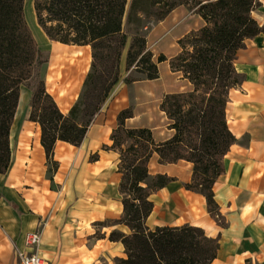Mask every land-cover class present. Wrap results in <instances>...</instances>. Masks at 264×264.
<instances>
[{"label": "crops", "instance_id": "crops-1", "mask_svg": "<svg viewBox=\"0 0 264 264\" xmlns=\"http://www.w3.org/2000/svg\"><path fill=\"white\" fill-rule=\"evenodd\" d=\"M259 1L252 17L261 31L236 53L234 67L242 79L230 89L225 107L234 141L212 186L220 218L210 215L202 193L187 187L192 178L190 161L162 163L154 153L147 165L150 177L162 174L168 181L150 192L152 207L145 225L202 228L206 236L217 240L210 264H264V0ZM186 7L174 8L154 29L163 30L165 44L174 47L158 52L166 57L157 64L158 77L125 83L123 57L122 79L92 117L82 141L73 145L57 140L51 161L41 144L39 123L29 119L32 91L20 85L9 131L10 162L0 173V264H16V250H27L25 235L35 229L40 231L38 253L44 264H119V259L126 257L122 242L110 238L112 232L131 233L129 226L119 221L123 215L122 174L110 133L117 126L118 113L131 107L126 127L149 128L157 143L173 135L159 105L167 93L190 90V83L171 70L169 59L180 49L177 41L204 23L198 13ZM46 38L47 44L41 42L39 48L51 53L46 64L53 66L58 57V69L49 68L46 79L67 84L62 91L53 85L47 92L66 114L88 69L84 48L88 45ZM172 75L177 82L172 81Z\"/></svg>", "mask_w": 264, "mask_h": 264}, {"label": "trees", "instance_id": "trees-1", "mask_svg": "<svg viewBox=\"0 0 264 264\" xmlns=\"http://www.w3.org/2000/svg\"><path fill=\"white\" fill-rule=\"evenodd\" d=\"M32 4L36 23L49 40L91 47L86 87L101 66L100 61L112 55L118 59L128 39L126 70L133 67L143 79L157 78V64L166 57L159 54L154 60L147 49L142 33L146 23L164 19L179 5L188 6L201 16L204 23L177 41L180 49L169 59L171 70L181 73L192 86L188 91L167 93L160 102L173 135L157 143L149 128L125 126V119L132 116L131 107L117 115V126L110 139L111 148L119 153L118 171L122 174L119 189L123 215L119 221L128 225L131 233L112 232L110 238L119 239L124 246L126 257L119 259V264H210L217 240L206 236L202 228L190 224L142 226L140 220L145 221L152 207L150 192L168 181L162 174L150 177L147 165L154 153L162 163L190 161L192 178L187 187L202 193L210 215L220 218L212 186L223 171L222 158L234 141L225 107L230 89L241 83L234 67L236 53L248 38L261 31L252 17L260 1L32 0ZM23 7L24 0H0V173L7 170L10 162L9 131L19 87L27 85L36 69L48 60L26 23ZM111 38H116L117 44H105ZM98 78L101 81L93 88L97 103L83 102L82 95L66 114L46 91L42 78L32 88L29 119L40 125L41 144L48 161L57 140L73 145L82 141L92 117L116 82V78L109 83L104 76ZM139 79L127 75L123 81ZM81 105L91 117L85 123L75 119ZM125 143H129L126 148ZM148 178L156 180L154 188L148 184Z\"/></svg>", "mask_w": 264, "mask_h": 264}, {"label": "rangeland", "instance_id": "rangeland-1", "mask_svg": "<svg viewBox=\"0 0 264 264\" xmlns=\"http://www.w3.org/2000/svg\"><path fill=\"white\" fill-rule=\"evenodd\" d=\"M30 1L29 0H24V7H23L24 17H25L26 23H27L32 35L34 36L39 48L41 49V42H45V44H47V42H46L47 39L43 38L41 33L38 32L37 28L34 25L33 15H32V12L30 10L31 9ZM186 8L188 10H192L188 6ZM35 21H36V19H35ZM160 21L152 20L149 23H146V26L142 29V33L145 34L147 49L150 50V51L152 50L151 52L153 54V59L154 60L157 58V56H158L157 54H158V52L160 50H164L165 52H169L170 50H172L174 48L170 44H165L164 39H163V33H164L163 30H161L160 32H155L154 31L155 27L157 25L161 24ZM129 43H130V40L128 39L126 41L125 47L122 50V52L120 53L118 59H115L114 56L112 55L109 59H107V60L102 59L100 61L101 62V66L98 68L97 72L94 74V76H93V78L91 80V83L89 85H87V87L85 86V80H86L87 74H88V72L90 70L91 63H92V55H91L92 52H91V47L89 45H88V47H84L87 50L86 67L88 65V69L84 73L82 82L78 85V88H77V91H76L77 92V98H76L75 102L77 100H80V97L83 95V102H85V103H87V102H96L97 103L98 100L93 97L94 94H96V91L93 88H94V84L95 83H98L99 81H101V79L98 78V77H100V75L104 76V78H107V82L108 83L116 78V82L111 86V88H110V90H109V92L107 94V97H108V95L114 89L116 84L122 79V73L120 72V63H121L123 57L126 58V54H127V49L129 47ZM105 44L115 45V44H117V39L116 38H111L109 40H106ZM178 49H179V46H178ZM80 54H82V53H80ZM76 55H78V53H76ZM43 57H47L49 62H50L51 53L43 51ZM68 61H71V59H68ZM49 68H50V66L48 64L41 65L39 68L36 69V71L34 73V76L28 81L27 85H25V86L30 88L31 91H32V88H34L36 86V84L38 83V81L42 78L44 80V83H45L46 91L50 88V86H53V85L56 88H58L60 91L64 90L67 87V84L63 83L62 81L58 82V83H56V82L48 83V81L46 79V75L48 73L50 74ZM178 74L180 76L179 78L182 79L181 78L182 77L181 73H178ZM127 75H130L132 77H140V78L143 77L142 74H139V73L135 72L133 67H131L128 71L126 70V76ZM238 79H239V81H241V79H242L241 75H238ZM172 81L173 82H177V78L175 77V75H172ZM186 81H188V80L186 79ZM191 87L192 86L190 84L189 88H191ZM90 118L91 117H90L89 114H85L84 106L81 105L78 108V111H77V113L75 115V119L77 121H79V122L85 123ZM128 144L125 143L124 144V148H126L128 146ZM50 164H53V166H54L55 163L51 162ZM147 182H148V184L150 185L151 188H154V184L156 182L155 179L148 178ZM211 208L213 210H215V207H214L213 203H211ZM216 219H219V218H216ZM140 222H141L142 226L144 227V225H145L144 218H142L140 220Z\"/></svg>", "mask_w": 264, "mask_h": 264}, {"label": "built area", "instance_id": "built-area-1", "mask_svg": "<svg viewBox=\"0 0 264 264\" xmlns=\"http://www.w3.org/2000/svg\"><path fill=\"white\" fill-rule=\"evenodd\" d=\"M27 250H16V264H44L45 260L38 253L40 231L35 229L25 235Z\"/></svg>", "mask_w": 264, "mask_h": 264}, {"label": "bare ground", "instance_id": "bare-ground-1", "mask_svg": "<svg viewBox=\"0 0 264 264\" xmlns=\"http://www.w3.org/2000/svg\"><path fill=\"white\" fill-rule=\"evenodd\" d=\"M30 1V0H29ZM30 4H31V12H32V15H33V22H34V25L35 27L37 28L38 32L41 33V35L43 36V38L47 39L45 37V34L43 33V31L40 29V27L36 24V21H35V15H34V11H33V6H32V0L30 1ZM61 46V45H60ZM59 47V45L57 46ZM60 49V47H59ZM66 51V50H65ZM61 57V56H60ZM64 57V56H63ZM58 58V57H57ZM57 58H56V62L53 66L50 67V70L51 71H56L58 69V63H57ZM61 62V61H60ZM62 63V62H61Z\"/></svg>", "mask_w": 264, "mask_h": 264}]
</instances>
